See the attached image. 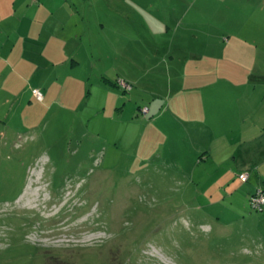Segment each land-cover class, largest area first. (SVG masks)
Instances as JSON below:
<instances>
[{
    "label": "rangeland",
    "instance_id": "374dc122",
    "mask_svg": "<svg viewBox=\"0 0 264 264\" xmlns=\"http://www.w3.org/2000/svg\"><path fill=\"white\" fill-rule=\"evenodd\" d=\"M91 2L97 42L127 47L123 56L112 50V60L134 49L152 59L139 0H80V7ZM107 52L97 47V59ZM1 67L0 264H264V211L252 209L245 187L217 184L223 167L201 159L206 151L175 142L169 111L157 119L155 109L167 104L153 94L164 92L166 77L140 80L138 93L91 92L103 84L99 64L84 95L52 93L41 104L24 88L62 84L64 74L36 72L12 93L2 79L8 65ZM255 67L264 72V63ZM253 85L264 103V81ZM234 86L222 85L229 100ZM235 104V95L224 103ZM144 105L153 107L149 115Z\"/></svg>",
    "mask_w": 264,
    "mask_h": 264
},
{
    "label": "crops",
    "instance_id": "0c3cea01",
    "mask_svg": "<svg viewBox=\"0 0 264 264\" xmlns=\"http://www.w3.org/2000/svg\"><path fill=\"white\" fill-rule=\"evenodd\" d=\"M79 1L0 0V32L4 29L0 61L8 65L2 76L4 87L14 93L36 72L64 74L62 84L24 88V96H33L34 88L44 91V99L36 101L46 104L52 93L62 98L73 92L84 95L99 64L103 73L99 72L98 80L123 79L133 93L139 92L140 80L166 77L164 92L153 95L164 97L167 105L155 111L157 119L171 113L166 124L175 130V142L192 141L194 153L206 151L201 159L223 167L217 184H233L237 191L245 187L249 196L264 186V103L256 99L257 87L250 89L253 79L264 81V72L255 71L257 63H264V0H139V24L150 32L141 38L147 39L152 59L145 62L134 49L136 54L131 52L133 57L127 56L123 64L112 60V50L123 56L126 45L97 42L89 19L94 3L85 9ZM22 11V19L15 22ZM101 46L108 52L97 59L96 48ZM248 48H253L252 56ZM104 54L101 48L100 55ZM228 82L235 85L231 100L222 87ZM95 88L110 90L101 82L93 84L91 92ZM234 95L236 104L225 107ZM244 172L249 179L235 184ZM209 184L212 190L214 185Z\"/></svg>",
    "mask_w": 264,
    "mask_h": 264
},
{
    "label": "built area",
    "instance_id": "2783aa9c",
    "mask_svg": "<svg viewBox=\"0 0 264 264\" xmlns=\"http://www.w3.org/2000/svg\"><path fill=\"white\" fill-rule=\"evenodd\" d=\"M125 86L130 87L127 84H125ZM33 93L37 97V99H39V100L44 99V95L39 88L33 89ZM143 111L147 112L148 108L143 109ZM240 177L242 178L243 181H247L249 179V173L248 172L241 173ZM251 199H252V204L254 207H256L257 209H263V207H264V189H259L257 191V193H255Z\"/></svg>",
    "mask_w": 264,
    "mask_h": 264
},
{
    "label": "trees",
    "instance_id": "16d2710c",
    "mask_svg": "<svg viewBox=\"0 0 264 264\" xmlns=\"http://www.w3.org/2000/svg\"><path fill=\"white\" fill-rule=\"evenodd\" d=\"M103 84H105V85H107V86H109L110 88H115V89H117L118 87H121L122 89H124L123 91L124 92H126V91H132V86H131V84H129L128 82H126L125 80H123V79H117L116 81H112V80H110V79H107V78H103ZM125 84H127V85H129L130 87H128V86H125ZM35 89V88H34ZM145 108H148L147 106H145L143 109H145ZM145 113H149V109H148V111L147 112H145ZM146 114V115H147ZM242 179V178H241ZM243 181V180H242ZM245 182V181H244ZM259 189H264V186H259L258 188H256V190L250 195V199H249V203H250V206L252 207V209H254V210H256V211H264V207H263V209H257L256 207H254L253 206V204H252V197L254 196V194L255 193H257V191L259 190Z\"/></svg>",
    "mask_w": 264,
    "mask_h": 264
}]
</instances>
